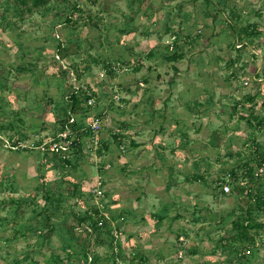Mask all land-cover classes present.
I'll use <instances>...</instances> for the list:
<instances>
[{"label": "rangeland", "instance_id": "rangeland-1", "mask_svg": "<svg viewBox=\"0 0 264 264\" xmlns=\"http://www.w3.org/2000/svg\"><path fill=\"white\" fill-rule=\"evenodd\" d=\"M76 1L84 14L73 17L84 19L68 23L70 1L17 14L12 0H0V264H26L21 260L36 246L35 236L12 227L41 210L38 176L52 178L44 153L55 152L38 146L58 140L80 84L96 101L81 104L73 119L88 124L99 116L102 130L93 149L66 125L70 140L83 141L85 160L65 170L85 193L102 181L104 213L116 218L110 226L120 234L125 264H264L262 230L254 248L239 241L236 252L230 220L217 229L237 207L238 188L246 203L261 180L245 178L225 195L212 183L220 168L247 160L264 142V0H223L219 10L205 0ZM225 20L259 34L239 40ZM174 35L183 58L168 62L160 53ZM203 173L205 182L197 178ZM74 203L68 198L62 207ZM63 239L53 237L50 250L31 255L43 263L54 251L62 264H80ZM70 244L74 250L76 241ZM98 253L99 264H113L106 248Z\"/></svg>", "mask_w": 264, "mask_h": 264}, {"label": "trees", "instance_id": "trees-1", "mask_svg": "<svg viewBox=\"0 0 264 264\" xmlns=\"http://www.w3.org/2000/svg\"><path fill=\"white\" fill-rule=\"evenodd\" d=\"M51 1L52 0H12V5L17 14H20L25 8L30 9L31 7L45 6ZM67 1H70V8L65 17V21L68 23H77L79 20H83L84 17L82 16L80 19H75L73 17L74 13H80L81 15L84 14V10L79 6L78 2L76 0H64V2ZM205 1L207 4L213 5V7L217 8V10L226 4L223 0ZM28 2H31L32 6L28 5ZM4 16L5 14L3 17ZM88 21H90L89 18ZM225 23L228 28L237 35L239 40H245L251 35L256 36L259 34L258 29L256 27L252 28L250 25L240 29L235 22L231 20H225ZM177 42L178 37H175L174 41L171 43L172 45L166 47V52L160 53V56H162L165 61L175 62L183 58V54L178 53ZM154 56V52H150L149 58H153ZM109 65L110 63L106 62V66L109 67ZM86 98L87 96L84 92H76L73 90L70 93V108L68 111H64L67 118L64 122L62 121L63 127L60 132L67 130L65 129L66 125L70 124L77 133L75 139H77V137H88L89 133L82 131L87 124H84V122L79 120L74 121L73 119V116L77 113L80 105L86 102ZM69 119H72V122H69ZM6 127L7 126H2L1 129L3 128L4 130ZM70 138H72L71 134L68 135V139ZM74 142H76V144L71 146L72 150L68 155H62L61 153L55 152V154L52 155V157L56 158L54 159L50 158L47 155L48 153H44L46 161L43 165L52 166L54 172H52V178L41 173L38 176L39 185L44 192L41 210L31 214L27 218L26 223L20 226L18 223H14L18 227H12L15 234L35 236L37 239L35 248L27 252L21 262H26V264H62L63 257L59 254H55L54 251H51L50 258L43 261V263H40L39 260L31 255L38 254L44 247L50 250L52 248L51 240L53 237H64V239L67 237L66 240L68 242L64 245L65 249L69 251L68 255L73 254L77 256L80 264H99V262L104 259L98 253V248L100 247L106 248L107 254L110 253L106 258L112 259L113 264H117L115 257H122L121 252L124 251V248L119 250V253L117 254H114L113 252V236L111 235L110 221L111 218L115 217L111 216L109 219H105L104 216L99 213L96 205L92 203L91 193H85L84 190L80 188V183L71 178L70 173L65 170V168L74 169L79 161L85 160L83 141L75 140ZM256 146L257 148L250 154L247 160L232 165L227 169L223 167L220 168L221 173L230 171L236 176L237 171L242 170L243 173L241 177L252 181L261 180L259 191L255 194L250 192L246 203L240 201L241 194H243L245 189L240 185H233L232 190H234L235 187L240 186V188H238L239 193L235 195L237 207H233L226 215H222L218 221L219 225L217 229H222L228 224V220H230V231L232 232L233 240H235L233 241V244L235 243V246L233 247L235 251L239 249V245L236 244L239 241L242 242V246L248 245L251 249L254 248L257 235L261 232L260 230L264 232V219L259 221L260 217L264 218V179L261 177L256 178L253 175L255 166H260L264 163V142H257ZM99 150L100 149H97L98 154H100ZM197 178H199L200 181L205 182L204 173L198 174ZM233 192L234 191H232V193ZM68 198L74 199L75 203L63 208L62 205L67 202ZM79 200L84 203V208L78 207V209H76V204ZM165 213V210L159 212L157 214V216H159L158 218L161 219ZM35 218L38 219L33 223ZM16 219L15 216L12 218V220ZM24 228L26 230L23 231ZM70 241H76V248L74 250L71 249ZM241 256L246 259V261H244L245 263L250 262L244 253H242ZM133 261L134 258L131 259L130 264H132ZM230 263L236 264L232 260ZM213 264H216V262H213Z\"/></svg>", "mask_w": 264, "mask_h": 264}, {"label": "built area", "instance_id": "built-area-1", "mask_svg": "<svg viewBox=\"0 0 264 264\" xmlns=\"http://www.w3.org/2000/svg\"><path fill=\"white\" fill-rule=\"evenodd\" d=\"M175 37V35L173 36ZM175 39V38H174ZM243 45L241 43H237V47L240 48ZM256 70L255 74H258V72L261 70L260 67H258ZM256 79V77L254 78ZM245 85H248V81L244 82ZM74 91L76 92H84L85 95L87 96L86 98V106L88 107H92L95 104V95H93V93L89 90L86 89V87L83 84L80 85H76L74 88ZM72 122V119H71ZM102 130V122L99 116H93L91 118V120L89 121V123L87 124L86 127H84L82 129V131H86L89 133L88 138L90 139L91 143H92V147L93 149H96L99 141H98V135L100 134ZM70 131L69 130H65L63 132H60L58 134V140L56 139H51L48 142H44L42 145L38 146V148L42 151L48 149L49 151H54L56 153H61L62 155H68L69 154V149L71 148L70 146L72 144H76V142L68 139V135H70ZM8 148L14 149V148H19L20 145L18 143V145H10L5 144ZM120 148L122 150H124L123 146L121 145ZM243 171L239 170L237 171L236 176L233 175L230 171H225L224 173H217L215 176H213V187L215 188V190L217 191V193H219L220 195H225V194H230L232 193V187L233 185L237 184V185H242L244 184V177L242 176ZM253 175L254 177L258 178V177H264V163H262V165L260 166H255L254 171H253ZM91 193V200L92 203L94 205H96V207L98 208V211L101 215L104 216L105 219H109L108 216L105 215L104 213V208L106 206V204L104 203V198H105V194H104V188H103V184L102 181L99 180L97 182V184L95 185V187L90 191ZM101 222V220H100ZM99 222V224H100ZM111 235L113 236V248H114V253L117 254L119 251L118 248V241H119V232L117 231V229H111ZM116 263L117 264H125L124 261L117 257L116 258Z\"/></svg>", "mask_w": 264, "mask_h": 264}]
</instances>
